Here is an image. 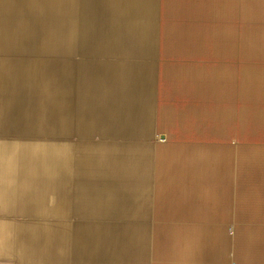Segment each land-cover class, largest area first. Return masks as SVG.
<instances>
[{"label":"crops","instance_id":"1","mask_svg":"<svg viewBox=\"0 0 264 264\" xmlns=\"http://www.w3.org/2000/svg\"><path fill=\"white\" fill-rule=\"evenodd\" d=\"M78 65L150 68L154 132L211 155L153 202L152 122H93ZM0 128V264H264V0H0Z\"/></svg>","mask_w":264,"mask_h":264},{"label":"rangeland","instance_id":"2","mask_svg":"<svg viewBox=\"0 0 264 264\" xmlns=\"http://www.w3.org/2000/svg\"><path fill=\"white\" fill-rule=\"evenodd\" d=\"M84 66H77V94L78 96L83 95V96H88V98L85 100V102H87L88 100L93 99L94 96H92V92H93V88L97 87L98 85H100V83L98 81H94V80H87L86 77H84L82 75V69ZM85 67H92L93 66H85ZM110 68L107 72L106 75L102 78L101 81H103L102 83L106 84V88H105V96L108 98V103H109V109L108 111H110V109L114 108L115 110L119 109L121 111H123V109H121V101H122V97L119 94V88L118 85L122 84L123 81V75L126 72V70H130L132 67H108ZM136 68V67H135ZM142 68V74H143V78L144 81H142V83H144L146 85V87L148 86L147 89V95H150V68L148 67H139ZM153 71V68H152ZM86 76V73H85ZM153 77V75H152ZM153 82V80H152ZM154 83V82H153ZM153 83H152V87H153ZM120 88H123L122 85H120ZM106 97H104V103H106ZM151 110V107H150ZM151 114V111L150 113ZM152 114H153V104H152ZM151 114V115H152ZM151 115H150V120L149 123H151V138H150V142L152 143L153 146V153H154V159H156V163H155V167H154V178L153 179V184L155 185L154 189H152V193L156 194L153 195V202H159L160 201V195L158 193L163 194L164 189H168V191L170 192L171 189L173 191H175L177 188L181 187L179 185L181 179H180V174L179 171H174V173L170 170L171 169V158L173 155H181V154H192L194 153V155H205V154H210L211 155V148H203V147H193V146H171L168 145L167 143H165L161 138V135L155 133L154 128H153V115H152V120H151ZM22 135L18 134V133H11V132H4L2 131V129L0 128V140L3 139H7V138H16V139H21ZM161 160H165V165L160 164ZM194 167V165H192V168ZM161 168L163 169V171H161ZM165 170V172H164ZM192 170V169H191ZM202 171V170H201ZM162 174L161 172H164L165 174H168V176H170L169 179H171L172 182H170V180H167V182L169 181L170 183L165 184L160 178H159V173ZM172 172V173H171ZM171 194V193H170ZM154 203V204H155ZM72 218L74 216H71ZM151 223H152V219H151Z\"/></svg>","mask_w":264,"mask_h":264},{"label":"bare ground","instance_id":"3","mask_svg":"<svg viewBox=\"0 0 264 264\" xmlns=\"http://www.w3.org/2000/svg\"><path fill=\"white\" fill-rule=\"evenodd\" d=\"M110 68L93 66L83 67L82 75L86 77L87 80L98 81L100 85L93 88L92 96L93 99L86 102L85 110L90 113L93 117V122L106 123V124H123V125H133V124H144L149 123L150 120V95H147L148 86L142 81H144L142 68L132 67L130 70H126L123 75V83L118 85L119 94L122 97L121 110H115L114 108L106 112V107L104 103L105 88L106 84L102 83V78L106 75V72ZM86 73V76H85ZM122 85L123 88H120ZM164 141V140H163ZM206 165V164H205ZM205 169V168H204ZM163 171V170H162ZM165 171V170H164Z\"/></svg>","mask_w":264,"mask_h":264}]
</instances>
